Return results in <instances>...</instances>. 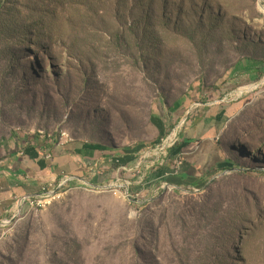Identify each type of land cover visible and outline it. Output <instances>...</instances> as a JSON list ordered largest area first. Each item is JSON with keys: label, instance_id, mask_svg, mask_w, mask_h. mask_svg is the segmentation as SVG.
<instances>
[{"label": "rangeland", "instance_id": "rangeland-1", "mask_svg": "<svg viewBox=\"0 0 264 264\" xmlns=\"http://www.w3.org/2000/svg\"><path fill=\"white\" fill-rule=\"evenodd\" d=\"M6 2L0 150L68 141L150 167L142 177L93 165L101 183L71 182L0 226V264H264V0L157 2L137 28L88 20L71 0ZM7 11L28 31L10 35ZM214 106L228 113L223 165L197 184L139 189L134 180L174 160L184 130Z\"/></svg>", "mask_w": 264, "mask_h": 264}, {"label": "crops", "instance_id": "crops-1", "mask_svg": "<svg viewBox=\"0 0 264 264\" xmlns=\"http://www.w3.org/2000/svg\"><path fill=\"white\" fill-rule=\"evenodd\" d=\"M224 107L229 109L227 106ZM227 114L217 106L208 109L205 116L197 117V114L192 121L193 125H189L180 137L179 148L175 149L176 154L178 153L174 156L175 159H168L166 165L157 166L150 171L145 181L135 179V184H141L137 187L147 191L161 182H172L173 185L182 187L187 183L197 184L212 176L211 174L223 165L217 135L220 134L226 120L224 115ZM194 144H200L196 153L191 152V146ZM110 155L108 152L94 151L81 144L61 146L28 137L22 140L14 139L7 148L2 146L0 226L16 215L18 218L29 213V206L20 207L18 201L24 197L39 195L42 187L50 182H59L66 176H71L74 178L73 183H83V180L101 183L106 179L102 173L94 175L90 171L93 165H98L100 169L108 168V163L114 158ZM114 159L130 166L138 162L137 154H126L120 158L115 156ZM177 159L183 160L179 167L174 166L178 164Z\"/></svg>", "mask_w": 264, "mask_h": 264}, {"label": "trees", "instance_id": "trees-1", "mask_svg": "<svg viewBox=\"0 0 264 264\" xmlns=\"http://www.w3.org/2000/svg\"><path fill=\"white\" fill-rule=\"evenodd\" d=\"M4 1H7L6 2L7 4L9 0H4ZM71 1L73 2L76 1V4L80 5V7L81 5L86 6L88 20H91V17L95 19L96 16L102 17V18L107 17L113 20L114 23H117L123 26L126 24V22L129 19H132L133 21L132 26L136 28L137 26L141 27V25L145 23V21L149 17V13L152 11L153 7L156 5L157 2H159L162 9H166L169 3V0H71ZM96 3L102 4L104 8L100 11L97 10L96 12L91 13V11L94 9H91L89 7L94 6ZM7 12H8L7 14H9V19L7 21V24L9 25L8 32L10 33V35H16L22 29V26L18 24V19L16 15L10 14L9 11ZM80 13H81V10H77L75 12V15L77 17H80L81 16ZM101 22H105V21L102 20ZM147 28L148 26L147 24H145L143 31H145ZM22 31L25 33L28 30L27 28L25 29L24 27V29L21 30V32ZM35 34L36 32H34L33 35ZM115 36L116 38L120 37L118 36V34H116ZM37 37H38V34H37ZM71 51L79 52L81 50L77 46V44L74 43L72 44ZM81 61H83V59H81Z\"/></svg>", "mask_w": 264, "mask_h": 264}, {"label": "built area", "instance_id": "built-area-1", "mask_svg": "<svg viewBox=\"0 0 264 264\" xmlns=\"http://www.w3.org/2000/svg\"><path fill=\"white\" fill-rule=\"evenodd\" d=\"M63 137L69 138L68 136L63 134ZM68 142V141H66ZM66 142H60V144L58 145H64V143ZM113 163L114 161H116V163H119L120 161L118 159H112ZM118 173H130V174H134V175H142V177L145 175L144 173H142V171L144 169H149L150 166H146L144 165V162L139 161L137 162V164L133 167H126L125 165L122 164H118ZM97 166V165H95ZM93 167L91 168L92 171ZM103 173V172H101ZM74 182V178L71 176H66L64 179L60 180L59 182H50L46 185H44L42 187V192L37 195V196H28V197H24L21 198L18 201V205L20 207H24V206H29V208L32 207H39V209L41 210V206L45 205L47 202L51 201L52 198H56L58 197V195L60 194V191L63 190L65 188L66 185H68L69 183ZM17 216V215H16ZM15 216V218H17ZM9 221L3 222V223H7Z\"/></svg>", "mask_w": 264, "mask_h": 264}, {"label": "water", "instance_id": "water-1", "mask_svg": "<svg viewBox=\"0 0 264 264\" xmlns=\"http://www.w3.org/2000/svg\"><path fill=\"white\" fill-rule=\"evenodd\" d=\"M83 183L86 184V185H90V186H91V184H90L88 181L83 180ZM92 186H93V185H92ZM94 187H96V188H100V186H94ZM15 219H16V218L14 217L12 220H9V222L12 223Z\"/></svg>", "mask_w": 264, "mask_h": 264}, {"label": "bare ground", "instance_id": "bare-ground-1", "mask_svg": "<svg viewBox=\"0 0 264 264\" xmlns=\"http://www.w3.org/2000/svg\"><path fill=\"white\" fill-rule=\"evenodd\" d=\"M70 143V142H69ZM65 144H68V142H66ZM118 186V185H117ZM54 199V198H52ZM20 215V214H19ZM19 217V216H18ZM17 219V218H16ZM6 224H10V222H7V223H3L2 225H6Z\"/></svg>", "mask_w": 264, "mask_h": 264}]
</instances>
